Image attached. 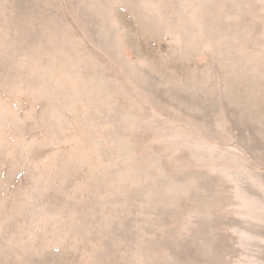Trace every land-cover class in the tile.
Segmentation results:
<instances>
[{"label": "rangeland", "instance_id": "rangeland-1", "mask_svg": "<svg viewBox=\"0 0 264 264\" xmlns=\"http://www.w3.org/2000/svg\"><path fill=\"white\" fill-rule=\"evenodd\" d=\"M0 264H264V0H0Z\"/></svg>", "mask_w": 264, "mask_h": 264}]
</instances>
